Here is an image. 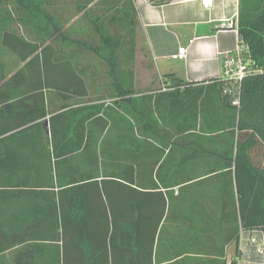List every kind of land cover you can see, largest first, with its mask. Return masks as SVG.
Here are the masks:
<instances>
[{
	"label": "trees",
	"instance_id": "trees-1",
	"mask_svg": "<svg viewBox=\"0 0 264 264\" xmlns=\"http://www.w3.org/2000/svg\"><path fill=\"white\" fill-rule=\"evenodd\" d=\"M91 1L80 9L87 12ZM48 3L0 0L1 42L17 38L29 48L21 59L36 62V77H24L21 67L0 91L83 98L59 111L42 105L38 115L0 128V264H152L162 259L160 247L168 260L184 255L204 264L205 255L237 243L241 230H259L264 239V0L238 3L237 34L257 71L196 88L166 75V93L155 96L136 94L133 63L122 81L121 34H102V43H113L106 49L83 44L106 62L108 86H93L87 69L82 78L67 68L64 84L49 79L46 42L62 26ZM129 7L132 40V0ZM229 202L233 226L217 227ZM187 214L194 233L180 240L176 229ZM215 231L220 240L210 242Z\"/></svg>",
	"mask_w": 264,
	"mask_h": 264
},
{
	"label": "crops",
	"instance_id": "crops-1",
	"mask_svg": "<svg viewBox=\"0 0 264 264\" xmlns=\"http://www.w3.org/2000/svg\"><path fill=\"white\" fill-rule=\"evenodd\" d=\"M86 1L48 0L49 11L57 17L62 27L58 38L52 37L46 42L49 47L44 53L45 73L49 79L60 84L70 79L65 73L66 69L73 68V73H78L81 77L87 69L88 72L83 77L93 86L101 82L108 86L111 80L106 76V62L83 47L85 43L106 49L108 47L106 45L111 42L102 43V34L122 35L119 54L123 70L122 81H129L127 71L133 63L134 88L138 95L155 96L166 93V89H162V80L166 75L190 83L192 88L205 87L214 78L220 77L222 53L235 50L238 44L239 0H211L208 7H204L201 0H172L160 5L150 4L146 0H132L136 13L132 40L129 21L130 0H92L87 5V12L86 8L80 9V5ZM124 2L127 3L126 6L121 5ZM17 32L23 34L22 29ZM6 41L1 42L0 36V85L21 67H24V77L33 78L35 75L33 64L36 62L28 64L31 56L21 59L29 48L15 37H7ZM179 46L187 48L184 59L173 57ZM132 48L133 58L130 57ZM39 59L41 61V58ZM89 94L90 98H97L100 95L98 92ZM81 96L80 93L67 91L61 93L44 91L42 95L36 91L17 93L0 91V128L38 115L42 105L48 112L51 108L59 111L62 104L75 98H83ZM45 125L48 128V119ZM259 156L264 165V155ZM255 160L258 161L259 157ZM231 210L234 208L229 202L224 210L227 215L221 219V223L214 221V224L217 227L223 223L225 226H233V219L228 217ZM185 217L187 220L181 221L176 229L180 240L194 233L193 228L189 227L194 225L192 215L187 214ZM177 218L182 220V215H177ZM168 227L174 228V225ZM173 234L174 231H171L165 233L163 237L168 239ZM219 236L215 231L206 237L210 242H216L220 240ZM251 238H255V242H252ZM263 250L264 239L259 230H241L237 243L232 241L227 244L222 255H205L204 264H232L233 261L236 264H263ZM158 255L162 259L152 264H195L192 258L182 257L184 255L178 259L168 260L167 249L164 247L157 250V257Z\"/></svg>",
	"mask_w": 264,
	"mask_h": 264
},
{
	"label": "built area",
	"instance_id": "built-area-1",
	"mask_svg": "<svg viewBox=\"0 0 264 264\" xmlns=\"http://www.w3.org/2000/svg\"><path fill=\"white\" fill-rule=\"evenodd\" d=\"M201 4L204 7H208L211 4V0H201ZM186 52V46H179L173 57L177 59H184L186 57ZM222 54L220 77L228 78L233 82H239L245 74L258 70L257 66L248 54L247 47L241 43L239 38L235 50L225 51ZM162 89H166V87L163 85ZM232 103L238 104L237 98H235ZM251 241L255 242V238H251Z\"/></svg>",
	"mask_w": 264,
	"mask_h": 264
}]
</instances>
